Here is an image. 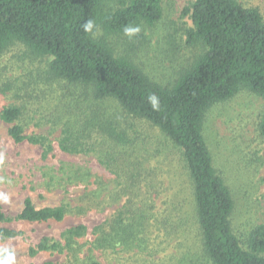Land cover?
<instances>
[{"label":"trees","instance_id":"1","mask_svg":"<svg viewBox=\"0 0 264 264\" xmlns=\"http://www.w3.org/2000/svg\"><path fill=\"white\" fill-rule=\"evenodd\" d=\"M182 14L191 22L184 32L185 47L194 52L163 81L149 77L132 56L136 44L145 41L144 27L160 21L161 0H0V57L19 45L30 56L47 59L46 68L31 79L45 91L53 84L66 86L58 102L68 107L63 113L72 109V116L54 119V125H61L59 150L98 152V162L113 180L109 199L99 189L91 193L93 207L119 204L90 235L86 225H72L59 240L42 237L29 249L31 257L49 252L63 256L64 264H102L99 252H148L151 221L168 235L182 233L185 241L190 234L185 227L193 220L198 242L181 255L180 264H264V223L233 229L234 193L215 167L203 134L213 106L243 91L264 99V14L237 0H193ZM88 20L95 25L91 33L82 27ZM127 28L139 31L127 49L116 53L110 39L128 38ZM21 115L15 105L0 110V120L11 125L10 138L48 153L47 137L24 135L17 123ZM143 129L155 135L147 137ZM257 131L264 138V112ZM153 137L154 143L145 142ZM163 150L178 154L189 191L179 198L174 193L170 213L159 218L148 180L156 176V167L147 165L148 156ZM69 208L67 203L36 208L27 198L15 220L62 222ZM175 213L182 214L177 221ZM9 221L0 206V224ZM21 235L0 227L1 239Z\"/></svg>","mask_w":264,"mask_h":264},{"label":"rangeland","instance_id":"2","mask_svg":"<svg viewBox=\"0 0 264 264\" xmlns=\"http://www.w3.org/2000/svg\"><path fill=\"white\" fill-rule=\"evenodd\" d=\"M192 1L161 0L160 21L151 28L144 27V32L142 30L145 41L135 43L132 56L149 77L166 81L174 71L182 68L184 62L188 63L187 59L194 50L185 47L184 32L191 27V22L182 12ZM237 1L264 14V0ZM133 34L128 38L110 39L116 53L129 47L128 41L133 40ZM47 62L45 58L30 56L19 45L10 47L0 57V110L9 105L20 107L22 115L17 123L23 127L24 135L45 136L51 145V150L45 153L41 146L26 141L14 143L8 134L11 125L0 120V206L5 216L12 219L0 227L22 233L15 238H0V259L11 252L14 256L11 264H64L61 255L40 252L31 257L29 249L45 236L59 240L66 228L78 223L86 225L90 235L95 225L109 218L119 207L117 203H103L101 210L93 207L91 193L99 189L102 196L109 199L108 189L112 188L113 180V176L98 162V152L71 155L59 150L61 125H54V119L63 117V114L70 118L72 109L63 113L67 106L58 102L66 86L53 84L45 91L41 83L35 85L31 79L46 68ZM263 112L264 99L243 91L229 101L213 106L204 120L203 134L214 165L234 193L236 206L232 226L236 231L264 223V138L257 131ZM143 130L147 137L155 135L149 129ZM149 140L145 142H155L154 137ZM147 166L156 167V176L148 180L152 184L154 212L162 218L171 211L168 202L173 194L178 192V198L180 195L185 197L189 183L177 153L166 150L159 155L152 153L148 156ZM27 198L36 208L67 203L70 211L62 222L16 221L15 217ZM186 209L191 213L190 206ZM179 216L182 214L175 213L172 219L177 221ZM158 227L151 221L149 237L152 245L148 252L110 250L99 252V260L102 264H180L181 255L188 253L193 243L198 242L197 224L192 220L186 225L190 237L185 236V241L182 233L174 237L158 230ZM182 229L184 227L179 226V231Z\"/></svg>","mask_w":264,"mask_h":264},{"label":"clouds","instance_id":"3","mask_svg":"<svg viewBox=\"0 0 264 264\" xmlns=\"http://www.w3.org/2000/svg\"><path fill=\"white\" fill-rule=\"evenodd\" d=\"M82 27L86 33H91L93 28L95 27V25H94V22L92 20H88L87 22H85V24ZM138 31H139L138 28H135V29L127 28V29H125V32L128 34H132V33L138 32ZM13 259H14L13 254L11 252H8L4 259H0V264H11Z\"/></svg>","mask_w":264,"mask_h":264}]
</instances>
